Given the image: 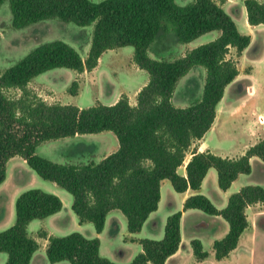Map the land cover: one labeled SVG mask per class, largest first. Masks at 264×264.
<instances>
[{"label": "trees", "instance_id": "16d2710c", "mask_svg": "<svg viewBox=\"0 0 264 264\" xmlns=\"http://www.w3.org/2000/svg\"><path fill=\"white\" fill-rule=\"evenodd\" d=\"M5 1L12 13V27L17 29L59 18L82 27L94 24V30L85 60L69 44L56 40L35 47L0 73V184L6 179L9 160L21 157L42 179L72 195L79 223H92L101 233L109 212L118 209L127 219L128 232L138 233L158 209L161 182L167 179L176 192L191 189L195 193L185 199L182 210L168 216L163 238L138 240L142 251L127 264H166L180 247L181 217L189 209L220 216L229 224L228 233L213 243L217 260L228 257L249 227L246 209L264 203V186H243L219 209L200 193L201 185L210 168L217 171L223 191L240 174H249L251 157L264 162V138L237 158L194 150L186 164V176L178 169L191 145L211 129L226 88L239 75L236 61L228 57L230 49L240 56L251 44V36L240 32L215 0H194L186 5L175 0H0V7ZM244 4L249 24H264V0H244ZM212 31L220 32L216 39L180 58L149 55L152 45L168 35L176 43L186 44ZM125 46L134 48V63L149 75L134 106L127 96L112 105L97 103L87 108L48 104L28 90L30 81L46 71H91L103 53ZM196 66L206 70L202 95L190 105L178 107L173 103L177 84ZM12 88L20 89L21 95L9 97L6 91ZM71 94L76 92L71 90ZM103 131L113 132L119 147L99 162L57 163L36 153L45 141ZM62 207V200L53 193L36 188L22 192L15 202L14 224L0 231L5 264H30L39 245L28 233L29 223ZM38 235L48 240L46 255L51 264H122L101 255L99 237L87 238L80 232L55 236L43 230ZM190 244L198 261L209 256L199 239Z\"/></svg>", "mask_w": 264, "mask_h": 264}, {"label": "rangeland", "instance_id": "374dc122", "mask_svg": "<svg viewBox=\"0 0 264 264\" xmlns=\"http://www.w3.org/2000/svg\"><path fill=\"white\" fill-rule=\"evenodd\" d=\"M91 1L100 2L103 0ZM193 1L178 0V2L185 5ZM236 21L241 32L247 34V28L243 25L244 14H238ZM93 30L94 24L82 27L59 18L42 20L17 29L12 27V13L9 2L5 1L0 7V73L14 65L35 47L56 40L69 44L85 60L91 47ZM219 34V31L204 34L199 41L202 44L208 43L215 35L218 37ZM184 45L176 43L172 35H168L164 40L159 41L158 44L152 45L149 55L153 58L174 60L188 52L190 48L177 47ZM133 55L134 48L132 46L108 50L101 55L97 66L91 71L77 72L68 68H56L36 76L27 87L31 93L36 94L48 104H73L80 108H87L97 103L112 105L120 97L127 96L129 103L134 106L137 103V94L147 84L148 81H145V79L149 78V75L146 70L137 69L138 66L134 63ZM228 57L236 61L241 75L238 79L240 84L226 88L225 102L229 103L236 95L252 90V97L242 107L237 108L234 114H242L244 112V114L250 115V118H247L248 121L252 119L259 122V116H262L264 120V27L261 26L254 31L252 44L240 56H237L236 50L231 48ZM253 66L256 68L255 77L251 81V88L246 91L245 81L248 80L247 78L249 77L247 75L251 73ZM205 78L206 70L203 67H193L178 82L173 96V103L178 107H186L199 99L202 95ZM71 90H74L76 94L72 95ZM21 93L20 89L14 88L6 91V94L11 98H17ZM254 108H256L255 111H253ZM242 109H248L247 113L242 111ZM249 143L250 136L244 131L243 127L239 123H232L229 120H226L216 132L212 133V138L210 139L211 147L221 153L230 154L241 151ZM113 146H119L116 135L111 131H105L100 135L85 134L74 139L67 137L45 141L39 145L36 153L57 163L78 165L89 161L99 162L101 156L110 153L109 150ZM87 149H95L93 158H96V161L93 159L87 160V162L83 160L81 155ZM188 155L189 152L186 157ZM262 174L263 172L256 166L253 178L249 179V181L264 186V176ZM45 183L56 186L64 194L73 198L69 192L59 185L38 176L21 157L16 156L10 160L7 163V179L0 186V196L4 201V205L0 207V215H3V211L4 214L9 212L11 196H14L16 192L28 190L29 188L46 191ZM218 187L217 182L216 187L214 184L208 183L206 188L213 197H216L214 191L215 188L218 190ZM257 211H261V213L256 218ZM117 212L122 214L118 210ZM197 212L189 213L186 216L184 245L178 256L172 257L168 262L166 261L167 264H264V203H259L256 208L248 210L247 215L252 223V229L242 234L237 248L222 260L215 258L213 245L210 242V238L214 237L216 231H200L203 228V223L212 218V216L201 210ZM122 217L124 221L121 229L116 222L112 224V228L116 227V231H118L116 234L105 233L100 253L103 257L113 262L127 264L142 251V245L138 240L133 243L128 242L127 219L124 215ZM163 217L164 212H160L158 214V219L161 222L160 233L164 231V228H162L164 227ZM91 226L95 228L94 225L91 224ZM109 228V231H111L110 225ZM67 230L71 231L72 227H68ZM159 231L153 230L152 222H150L136 236L159 240L163 237V234H158ZM30 232L34 235L33 229H30ZM38 232H35V234H37V238H40V236L38 237ZM199 236L205 241L204 249L211 253L203 261H198L194 257L190 241H188L189 238L198 239ZM37 254V258L41 259L43 264H51L46 251L40 250ZM4 257L6 258L7 254L0 253V262ZM62 264L70 263L63 261Z\"/></svg>", "mask_w": 264, "mask_h": 264}, {"label": "crops", "instance_id": "0c3cea01", "mask_svg": "<svg viewBox=\"0 0 264 264\" xmlns=\"http://www.w3.org/2000/svg\"><path fill=\"white\" fill-rule=\"evenodd\" d=\"M175 1L179 5H185L183 3L178 2V0H175ZM215 1L218 2L222 6V8L232 17V19L235 21L240 32H241V29L239 28V26L237 24L236 16L238 14H244L243 25H245V28H247V34L251 35V37H252V41H251V44H252L253 37H254V31H256L261 26L264 27V24L255 25V26H252L249 24V22L247 20V12H246V8H245L244 0H215ZM213 32L214 31L206 33V34H210ZM216 37H217V35H215L212 40H214ZM200 39H201V36L199 38H197V40L195 39L192 42L186 43L182 47L181 46L180 47L177 46V47L178 48H190L188 50V51H190L191 49L202 45V42L199 41ZM212 40H210V41H212ZM193 43H195V44H193ZM137 69H138V67H137ZM255 71H256V68L253 66L251 73H249L247 75L249 78H247L248 80L245 81L246 82L245 83L246 84V87H245L246 91L247 90L249 91V89L251 88V84H252L251 81L255 77V73H256ZM240 75H241V73H239L237 78L228 87H230L232 85L240 84V80H238ZM145 81H149V78H146ZM251 92H252V90L250 92H247L244 94L241 93L240 95H236V97L232 98L229 103L225 102V94H224L223 99L221 100V102L217 106V115H216L215 121H214L211 129L203 136V138L195 141L191 145V147L188 151L189 155L186 157L184 164L181 165L178 169L179 174L186 176V164L189 161L194 150H197L198 152L210 151V152L217 154V155H220L222 157L237 158V157L243 155L249 147H251L252 145L256 144L259 140L264 138V124L263 123L253 121L252 119H251V121H248L247 118H250V115L244 114V112L242 114H234V111L237 110V108L242 107V105L244 103L248 102V100L252 97ZM117 101H118V99L115 102H117ZM255 109L256 108H254L253 111H255ZM247 110L242 109V111H245L246 113H247ZM226 120H229L232 123H239V125H241L243 127L244 131H246V133L249 134V136H250V143L248 145H245V147H243V149H241V151H237L236 153H233V154L221 153L220 151H217L216 149H214L210 145V139L212 138V133L216 132V130L218 128H220V126L222 124H224L226 122ZM104 132L105 131L100 132V133H95L92 135H100ZM82 135H85V134H77L71 138L74 139V138L80 137ZM118 147L113 146V148L111 150H109L110 153L116 151L118 149ZM94 151H95V149L85 150V152L81 155L83 157V160H85L86 162H87V160H91V159L96 161L97 159L93 158ZM188 152H187V154H188ZM110 153H108V154H110ZM108 154H106V155H108ZM106 155H102L100 160L103 157H105ZM13 158H15V157H13ZM13 158H11L10 160H12ZM23 161L26 163V161L24 159H23ZM250 161H251V166H252L251 172L249 174H240L238 176V178L232 183V185L226 191L221 190L219 187H218V190H217V188H215L214 193H215L216 197H213L211 195V192L208 191L206 188L208 183L214 184V186L216 187V184L218 182L217 171L214 168H210L207 175L205 176V178L202 182L200 193L207 196L217 208H219V209L224 208L227 205L228 198L231 194L238 192L243 186L258 185L257 183H253V182L249 181V179L253 178L256 166H258V168H260V170L263 172L262 175L264 176V162L256 156L251 157ZM6 179H7V176H6ZM35 181H36V179H35ZM46 181H48V180H46ZM3 183L0 184V186L3 185ZM52 183H54V182H52ZM54 184H56V183H54ZM44 186H46L45 190L47 192H50V193L52 192L53 194L60 197V199L63 202V207L59 212H57V213H55V214H53V215H51L45 219H35L29 223L28 233L31 237H33L37 241V243L39 245V248L34 253L30 264H37V263L43 264V261L41 259L37 258V255H38L37 253L40 250L45 252L46 248H47V244H48V240L46 238H43V237L37 238V234H35V232H37V231L43 230L48 235H55V236H63V235L70 234L74 231H77V232L82 233L87 238L99 237V239L101 241V246H102L103 237H104L105 233L111 232L112 234H116L118 232V231H116V227L112 228L113 222H116L119 225L120 229L123 226V221H124L123 217H122L123 214H118V212H117L118 209H115V210H112L111 212H109V214L107 215L103 231L101 233H97L95 228H93V226H91L92 223H82V224L79 223L78 217L72 209L73 198H70L69 196L64 194L61 190L56 188V186L46 184V183L44 184ZM171 187H172V185H171V182L169 180L164 179L161 182V198L159 201L158 209L149 215V217L145 221L141 231L144 230L145 227L147 226V224L150 222H152V229L159 231L161 228V222L158 219V214H160V212H164V217H163L164 227H162V228H164L163 230L165 231V225H166L165 221H167L168 216H170L171 214H173L177 211L182 210L185 199L187 197H189L190 195L195 193V191H193L191 189H187L183 193H178L173 189V187L172 188ZM25 190H19V192H16L14 194V196H11V199H10L11 206H10L9 212L4 214V211H3V215H0V231L7 229L8 227H10L14 224L15 219H16L15 202H16L17 197L22 192H24ZM2 205H4V201H3L2 197L0 196V207H2ZM257 205H259V203L252 205V206H249L246 209V212H248V210H250L251 208H256ZM118 211H120V210H118ZM197 211H200V210L189 209V210H186L183 212L182 217H181V244H180L178 251L174 255H172L169 259H171L172 257L178 256V254L180 253V251L182 250V247L184 245V242H185L184 224H185L186 216L189 213H198ZM260 213H261V211H257L255 217L257 218V216H259ZM211 216H212V218H210L205 223H203V228H201V229L199 228V229H200V231H202V230L209 231V232L216 231L214 233V237L210 238V242L213 245L215 240L223 238L228 233L229 224L220 216H217V215H211ZM248 220H249V218H248ZM109 225L112 228L111 231H109V229H110ZM68 227H72V230L68 231L67 230ZM30 229L34 230V235L31 234ZM251 229H252V223L249 220V227L245 231H250ZM164 231H161V233L159 231L158 234H163V236H164ZM140 232L128 233V236H127L129 238L128 242L133 243L139 239H143V238H139L136 236ZM38 237H39V235H38ZM198 239L202 242L203 247H204V244H205L204 239L201 236H199ZM191 240H193V238L188 239V241H190V242H191ZM239 241H240V239H239ZM101 246H100V250H101ZM208 253L210 256L211 253L210 252H208ZM6 259H7V257L6 258L4 257L1 260L0 264H5ZM168 260H167V262H168ZM167 262H166V264H167ZM62 263H63V261L55 263V264H62Z\"/></svg>", "mask_w": 264, "mask_h": 264}, {"label": "built area", "instance_id": "2783aa9c", "mask_svg": "<svg viewBox=\"0 0 264 264\" xmlns=\"http://www.w3.org/2000/svg\"><path fill=\"white\" fill-rule=\"evenodd\" d=\"M260 123H263V118H262V116H259V120H258Z\"/></svg>", "mask_w": 264, "mask_h": 264}]
</instances>
